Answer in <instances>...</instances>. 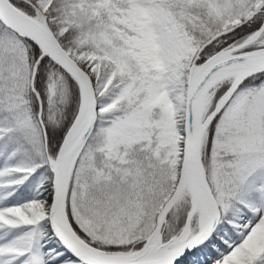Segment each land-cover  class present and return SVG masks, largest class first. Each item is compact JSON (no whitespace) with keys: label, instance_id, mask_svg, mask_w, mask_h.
<instances>
[{"label":"snow or ice","instance_id":"obj_1","mask_svg":"<svg viewBox=\"0 0 264 264\" xmlns=\"http://www.w3.org/2000/svg\"><path fill=\"white\" fill-rule=\"evenodd\" d=\"M0 264H264V0H0Z\"/></svg>","mask_w":264,"mask_h":264}]
</instances>
